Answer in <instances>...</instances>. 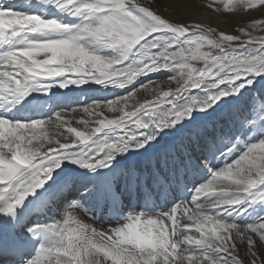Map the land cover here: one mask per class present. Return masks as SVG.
I'll list each match as a JSON object with an SVG mask.
<instances>
[{"label": "snow or ice", "instance_id": "snow-or-ice-1", "mask_svg": "<svg viewBox=\"0 0 264 264\" xmlns=\"http://www.w3.org/2000/svg\"><path fill=\"white\" fill-rule=\"evenodd\" d=\"M156 3L0 0L4 264H264V0H212L231 34ZM186 125L199 156L152 151Z\"/></svg>", "mask_w": 264, "mask_h": 264}, {"label": "bare ground", "instance_id": "bare-ground-1", "mask_svg": "<svg viewBox=\"0 0 264 264\" xmlns=\"http://www.w3.org/2000/svg\"><path fill=\"white\" fill-rule=\"evenodd\" d=\"M153 78L156 79V78H160V77H158V75L157 76L154 75ZM59 91L61 93L67 92L66 89H60ZM114 91L123 92V90H119V89H116ZM78 92H79V90H77V93ZM97 94L99 95L100 93H97ZM140 95H141V97H143L144 95H147V94L141 92ZM251 95H259V94L255 91H253L251 93ZM245 114H246L245 106L243 104H241V106L238 110L232 112L231 114H227L225 116V118L219 119L218 121L214 122L211 125V127L206 131V135L210 139H214L218 136L223 135L224 133L229 132L232 129V126L234 125L235 120L238 119L240 116L245 115ZM108 115L111 118V114H108ZM197 119H200V117H198ZM190 127H191V125H186L184 129H180L177 132H173V133H170L169 135L164 136L163 138L160 139L159 144L155 145V148L152 151H159L161 153L168 152L171 155L179 156L180 159H183L184 153L182 151H179L180 146H181V141H183L184 144L188 145L189 151L192 152L193 156H199L200 155V149L198 147H195L194 145L189 144L188 141L185 139V137L188 134V129ZM143 159H144V157H140V156H129L127 159L119 160L118 166L127 165L130 163H136V162L142 161ZM155 166L160 170L162 175L168 174L169 169L162 167L161 162L159 160L156 161ZM216 170H218V169H216ZM141 171H147L150 174L151 168L150 167L149 168L141 167ZM209 179H211V176H209ZM204 182H207V180H204ZM189 187H191L190 184H189ZM121 189L123 190V182L122 181H121ZM149 191L152 192V202L154 204L158 203L159 201L156 199L155 191L152 190L151 188L149 189ZM144 197H145V191L141 190V191H138L134 197L130 196L127 192H125L123 198H124L125 202L127 203L130 200H134L135 202H141ZM189 206H191V205H189ZM161 210H165V209H159L158 208L157 211H161ZM177 215H179V211L177 212ZM56 218L58 219L59 217H56ZM51 222H54V221H51ZM166 223H168V222L166 221ZM191 232L193 234H195L196 230L193 228V229H191ZM0 240H3L7 245L13 240V236L11 234H8V233L0 232ZM3 262H4L3 260H0V264H3Z\"/></svg>", "mask_w": 264, "mask_h": 264}, {"label": "rangeland", "instance_id": "rangeland-1", "mask_svg": "<svg viewBox=\"0 0 264 264\" xmlns=\"http://www.w3.org/2000/svg\"><path fill=\"white\" fill-rule=\"evenodd\" d=\"M147 1L150 3L156 2V0ZM210 3H212V0H195L196 6L189 12L184 7L181 0H159V3H156V8L159 12H162L170 19L186 20L190 24L200 22L205 26L216 27L218 30H224L229 34H231L233 29L240 24L250 23V21L244 16L230 17L227 14L220 15L215 13L214 9L208 10V5ZM257 18L264 17H259V14H257ZM255 34L260 35L264 33L257 32ZM220 166H222V164Z\"/></svg>", "mask_w": 264, "mask_h": 264}]
</instances>
